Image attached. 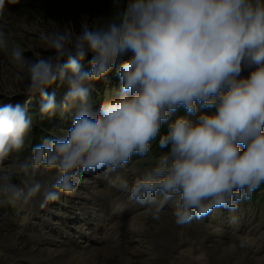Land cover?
I'll list each match as a JSON object with an SVG mask.
<instances>
[{
    "label": "clouds",
    "instance_id": "1",
    "mask_svg": "<svg viewBox=\"0 0 264 264\" xmlns=\"http://www.w3.org/2000/svg\"><path fill=\"white\" fill-rule=\"evenodd\" d=\"M15 3L0 0V14ZM44 40L53 54L28 59L0 30V52L26 71L21 94L39 96L42 119L75 113L67 130L13 160L20 183L0 174V202L26 203L41 191V172L55 173L45 201L70 195L82 176L145 157L157 137L164 151L154 165L118 187L155 213L174 200L177 225L232 210L264 183V0H112L106 18ZM114 62L118 88L93 99ZM53 85L66 88L59 104L46 91ZM32 130L26 106H0V162L20 153Z\"/></svg>",
    "mask_w": 264,
    "mask_h": 264
},
{
    "label": "rangeland",
    "instance_id": "2",
    "mask_svg": "<svg viewBox=\"0 0 264 264\" xmlns=\"http://www.w3.org/2000/svg\"><path fill=\"white\" fill-rule=\"evenodd\" d=\"M111 4L112 0H18L15 4H6L8 11L0 14V30L4 31L9 47L19 46L26 58L36 59V54L47 57L53 53L44 40L46 34L57 29L79 32L82 22L91 23L94 19L106 18ZM115 67L114 62L107 73L94 82L93 99L99 98V90L105 96H111L118 88ZM248 73L249 70L244 69L241 76L247 77ZM27 84L26 71L20 70L9 55L0 52V106L19 104L26 106L28 112L31 107H38V95L29 97L21 94ZM65 90V87L56 85L46 89L49 93L54 92L60 102ZM74 113L75 109H68L49 118L48 136L62 129L67 130ZM36 130L46 132L40 130L37 124ZM34 137L35 131L25 140L20 153L0 162V174H12L13 182L20 183V178L14 174L13 160H22L30 155L29 141ZM158 156L148 153L143 158L129 160L124 167L108 175L101 171L82 176L73 193L61 194L52 201H45L43 192L53 183L55 173H38L34 179L41 185V191L28 200L32 204L30 210L25 208L27 204L0 202L1 260L5 264H59L63 256L56 258L57 262L51 259L56 251L63 247L77 252L85 250L87 244H93V234L107 224L106 218L113 222L120 216L117 220H122V234H113L109 239L114 243L113 249L123 248L127 253L123 255L124 262L114 260V264H149L155 260L154 251H163L161 243H172L177 247L166 264L190 258L202 262V257L211 255L225 258L231 264L238 260L242 264H249L250 261L251 264H264V202L260 200L264 197V190L254 204L241 200L232 210L215 208L202 219L177 225L172 215L174 200L169 201L161 212L155 213L151 207L129 200L128 193L118 187L121 180H127L131 185L145 169L154 165ZM108 209L115 210L109 215ZM125 210L127 213L122 217ZM94 226H97L96 231ZM97 237L100 238L101 234ZM113 237L117 240L114 241ZM6 238L13 241L7 244L3 241ZM88 238L90 241L85 243ZM7 245L24 248L23 251L29 253L27 258L20 262ZM247 246L251 252L241 250ZM33 256L38 260H34Z\"/></svg>",
    "mask_w": 264,
    "mask_h": 264
},
{
    "label": "bare ground",
    "instance_id": "3",
    "mask_svg": "<svg viewBox=\"0 0 264 264\" xmlns=\"http://www.w3.org/2000/svg\"><path fill=\"white\" fill-rule=\"evenodd\" d=\"M20 204L22 206H25V204H27L25 206V208L29 209V210L32 207V204L30 202L28 203V201L26 203L22 202ZM114 210L108 209L109 215ZM123 212H124L123 213L124 215H122V217L125 216V213H127V210H125ZM118 217H120V216H118ZM118 217H116V220H114L113 222L111 220H109V218H106L107 219V224L103 225L102 227H99L98 233H94L93 234L94 238H92V239H95V240H94L93 244H90V245L87 244L85 246V248H86L85 250H82L81 252H77L75 250L74 251L71 250L70 248L63 247V248L59 249L58 251H56L55 254L52 255L53 257L51 259H55L56 262H57L58 259L61 256H63V258L58 261L59 264H114V260L115 261L116 260H118V261L120 260V261L124 262L125 261V259H124L125 257L123 258V255H125L127 253V251L125 249H123V248L113 249V244L114 243H113V241L110 242L111 239H109V238H111V236H113V234L117 233V235L120 234V236L122 234V230H123V226L122 225L123 224L120 223L122 220L120 222L117 220ZM94 229L96 231L97 230V226H94ZM98 234H101L100 238L97 237ZM112 239H114V237ZM116 240L117 239H114V241H116ZM3 241L5 243H7V244L8 243L10 244L11 241H13V240H12V238H6ZM88 241H90V238H88L85 243H88ZM160 245L163 248V251L160 252V253L157 252V251H154L152 254H153V257L155 258V260H153L149 264H166V260L168 258H170V256L173 255L174 252H176V250H177V247L174 246L172 243H164V244L161 243ZM7 248H9L11 250V253L13 254V256L17 257L18 259L20 258V260H19L20 262L23 259L27 258L28 254H29L28 251H23L24 248H21V249L17 248V247L14 248L12 245H7ZM250 249L251 248L247 246V247H243L241 250H243V251L247 250L248 251ZM196 252L200 253V250L199 251L197 250ZM250 252H251V250H250ZM202 255L203 254H200V256H202ZM241 257H242V255H241ZM28 258H29V260H32L31 257H28ZM56 258H58V259H56ZM246 258H247V256H246ZM33 259L34 260H38V257H34ZM190 259H188L186 261L185 260H180V262L176 263V264H231L225 258L216 256V255L207 256L206 258L202 257V259H203L202 262L196 261V260H190ZM0 264H5L1 260V257H0ZM45 264H48V263H45ZM233 264H242V262H241V260H238V261H236ZM249 264H251V261H250Z\"/></svg>",
    "mask_w": 264,
    "mask_h": 264
},
{
    "label": "trees",
    "instance_id": "4",
    "mask_svg": "<svg viewBox=\"0 0 264 264\" xmlns=\"http://www.w3.org/2000/svg\"><path fill=\"white\" fill-rule=\"evenodd\" d=\"M87 57L88 56H86L85 60L82 62V64L84 65L85 68H87V61H88V59H90V58H87ZM99 91H100L99 98L100 99H103L105 95L103 94L102 90H99ZM107 96H109V95H107ZM56 101H57V104L60 103L59 100H56ZM59 112H61V111L58 110L57 113H56V115L59 114ZM29 114H31L32 117H33V130L31 132V134H33V131H35V137L31 141H29L30 150H31V148L33 146L39 144L44 137L48 136L47 128H48V125L50 124V120L49 119H42L39 116V114H38V107H35V106H33V107L30 108ZM183 114H184L183 113V109H179L177 111V113H176V115H183ZM36 124L39 126L40 130H44L46 132L45 133L37 132V130H36ZM164 133H166V126H162V128H161V134H164ZM150 144H151V147H150L149 153H151L153 156H158V155L161 154L162 151H164V150H161L158 147V137H157V139L152 140L150 142ZM139 158H143V157H140V156H138L136 154H133L131 156L130 160H132V159H135L136 160V159H139ZM263 190H264V183H262L258 188H256L252 192L250 198L242 199V201L245 202V203H250V204L256 203V201L258 199V196H259V193L262 192ZM260 200L262 202H264V197L262 196L260 198Z\"/></svg>",
    "mask_w": 264,
    "mask_h": 264
}]
</instances>
